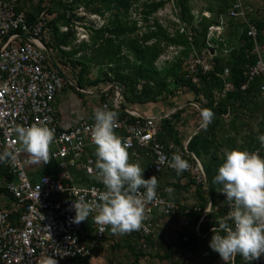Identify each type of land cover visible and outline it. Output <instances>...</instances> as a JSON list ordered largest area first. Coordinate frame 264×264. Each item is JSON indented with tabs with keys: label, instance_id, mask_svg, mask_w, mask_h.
<instances>
[{
	"label": "built area",
	"instance_id": "obj_1",
	"mask_svg": "<svg viewBox=\"0 0 264 264\" xmlns=\"http://www.w3.org/2000/svg\"><path fill=\"white\" fill-rule=\"evenodd\" d=\"M40 1L0 0V154L5 151L12 153L6 163L0 162V167L7 168L13 174L11 179L0 175V264H45L49 257L56 260L57 264H75L77 259H89L86 264H93L91 261L96 256L95 252L111 239L112 232L106 226L103 233H100L101 226L93 221L95 212L89 215L88 220L73 223L75 211L72 200L84 197L86 202H91L96 199L99 191L105 190L97 178V157L95 145L91 142V129L95 120H80L69 127L60 124L53 101L68 84V78L52 50L45 44L50 36L49 22L53 14L45 6H41L30 21L25 11L27 4L38 5ZM254 12V7L244 0H232L227 15L245 23L247 36L252 42L254 62L245 71L247 81L263 77L260 86L263 95V127L260 137L264 135V44L258 40L255 21L249 18ZM195 20L198 18L195 17ZM66 29L65 26L61 27L63 31ZM178 30L186 33L191 40L192 33L184 25H180ZM218 30H221L220 24L209 26L208 47H213L211 39L214 31ZM212 61L208 48L202 53L191 52L183 63L185 76L191 78L192 82H197L198 67L203 72L209 71L212 69ZM228 73L229 69L225 67L222 76L225 77ZM246 86L247 82L241 88ZM232 87L231 82L225 81L223 91L216 92V96L223 95ZM122 98L121 90L117 91L111 102L107 100L102 103L103 109L117 112ZM201 98L202 102L207 101L206 98ZM190 104L198 107L201 112L202 108L196 102ZM223 116L227 117L228 113ZM134 117L135 121L128 123L118 115L114 129L115 134L127 145L134 162L142 158L146 161L151 159L144 171L157 176L162 171L172 170L169 166L171 157L179 154L189 165L184 173L206 185L203 165L190 151L188 140L181 147L173 142L163 143L157 139V124L162 117L139 114ZM34 124L47 126L54 131L50 157L58 162L59 169L54 174H42L36 179L33 178V172L38 167L28 153L17 151L21 145L15 131L18 126L28 127ZM248 152H256L264 159L262 146L254 147ZM161 154L167 158L164 163L160 162ZM70 167L82 170L91 179V183L75 182ZM140 191L145 190L142 188ZM156 192L157 198L145 205L141 229L132 231L140 237L143 246L146 245L144 239L152 235V216L155 211L168 215L176 208L173 200L160 195L157 189ZM219 196L225 200V217L230 219L232 209L228 206L225 195L219 192ZM180 223L182 226L187 224L184 218ZM212 229L213 227L210 228ZM225 229H234V224ZM195 230L198 231V225ZM228 262L235 264L234 257ZM257 264H264V258H260Z\"/></svg>",
	"mask_w": 264,
	"mask_h": 264
},
{
	"label": "trees",
	"instance_id": "obj_2",
	"mask_svg": "<svg viewBox=\"0 0 264 264\" xmlns=\"http://www.w3.org/2000/svg\"><path fill=\"white\" fill-rule=\"evenodd\" d=\"M44 1V0H43ZM48 1L45 6L47 11L53 14V18L49 22L50 36L45 44L52 50L54 57L63 65L70 63L71 68H81L77 75V85L81 88L93 86L100 83L104 85L118 83L124 87L123 101L120 103V108L117 109L119 118L132 123L135 117L129 116L123 111L125 103L128 102H148L154 101L158 97L164 95H174L177 90L185 88L193 95V100L202 109H211L214 113L212 121L208 124L207 133L209 141L216 149L224 148L225 150L239 149L242 151L252 150L254 147L261 146L259 135L262 132L263 120L261 109L263 105V95L260 86L263 82V77H255L247 81L245 71L247 66L254 62V55L251 53L252 42L247 36V28L242 20H236V26L241 29L238 39L241 41L240 46L232 45V54L229 57L221 55H213L212 69L203 72L201 67H198L196 76L197 82H192L191 78L185 76L183 63L191 52L202 53L203 51L215 49L208 47L207 34L209 26L212 24H221L219 16L227 14L228 7L232 0H215L217 7L209 5L208 10L213 13L211 17L201 16L195 20L187 0H179L177 30L169 34L166 27L154 22L148 25L147 30L141 35L136 34V22L133 25L124 23L125 12L133 0H73L66 2L64 0H45ZM136 1V0H135ZM148 10L144 14L146 19L149 15L162 7L164 0L150 1L146 3ZM29 5V4H28ZM25 11L28 19H34L36 13L41 9L37 6H28ZM113 6L114 12L107 15L108 20L99 28L93 29L90 35L91 45H97L99 48V58L107 67L103 72V76H96L93 79L88 77L89 65L83 61H73V58L78 52L82 50L81 47H74L72 45L75 36V30L70 22V16L66 12H74L78 7H85L88 12L102 15L104 8ZM123 8V9H122ZM254 20L258 28V40L264 44V20L258 18L255 14L249 16ZM132 24V22H131ZM184 25L187 30L192 33L191 40L188 39L186 33H180L179 25ZM229 26L231 25L229 21ZM233 24V23H232ZM67 27L65 31L60 27ZM134 33L136 36L134 40H130V34ZM126 39H128L126 41ZM213 42L216 41L212 38ZM70 49L66 50V46ZM180 47L177 57L171 62L169 68L158 69L155 65L157 58L168 46ZM122 46H126L127 51L133 56L134 61H129L126 57L123 65L121 63L114 64L115 60L121 55ZM68 57V59H67ZM65 58V59H64ZM67 62V63H65ZM98 62V63H101ZM67 66V65H66ZM229 69L227 76L223 77L224 68ZM232 83V89L226 91L223 95L216 96V92H222L224 89V82ZM247 82L246 88L242 89L243 83ZM106 93H102L105 97ZM206 98V102H202L199 95ZM108 99H104L107 101ZM109 101V100H108ZM228 113L227 117L223 114ZM178 112L172 115V119L178 117ZM255 121L256 130L252 129L253 121ZM246 131H243L245 130ZM252 129V130H251ZM157 139L163 143L173 142L177 146H182V139L174 127V121L168 118H162L157 124ZM228 133V134H227ZM238 138H243L244 144L238 145ZM128 151V150H127ZM129 153V162H133V156ZM151 162L148 159L146 164ZM58 162L50 157L47 164H42L33 172L34 179L42 174H54L59 171ZM70 172L73 174V179L78 183H91V179L85 176L82 170H77L75 167H70ZM0 175L5 178H13V174L7 171V168L0 167ZM143 176L151 177L153 174L143 172ZM158 187L175 186V182L170 183L173 179L180 180L186 178V186L193 191L190 197L193 199L192 204H187L184 207L173 210L171 213L182 214L187 224L177 232V236L168 241L154 243L152 236H147L144 239L149 246L162 247V253H156L161 260L166 259L167 263L171 264H190L184 262L183 256L188 253L196 254L202 251L205 257L211 259L218 258L219 255L212 251L209 247V241L213 235L211 227L222 229L219 234L223 235L227 229L226 226L232 225L231 219L224 218V212H216L211 210L205 212L207 209L210 196L208 194L206 185L198 183L190 177L189 174L182 172L180 175L176 174L174 169L160 172L157 176ZM167 197L165 193H162ZM170 198V197H167ZM226 210V209H225ZM198 225V231L195 227ZM215 234V233H214ZM88 235V234H87ZM114 249L122 248L126 250L129 256H133L132 264H137L138 260L143 256L150 255L149 251L142 248V241L138 235L133 232L127 234H113L111 236ZM97 252V251H96ZM95 252V254H96ZM155 256V255H154ZM260 258H264L261 255ZM259 258V259H260ZM235 264H247V262L240 256L234 257ZM258 259V260H259ZM258 260L248 262V264H257ZM89 259H77L75 264H86ZM209 262V261H206ZM126 263V264H131ZM221 264H224L222 261ZM229 264V262H227Z\"/></svg>",
	"mask_w": 264,
	"mask_h": 264
},
{
	"label": "clouds",
	"instance_id": "obj_3",
	"mask_svg": "<svg viewBox=\"0 0 264 264\" xmlns=\"http://www.w3.org/2000/svg\"><path fill=\"white\" fill-rule=\"evenodd\" d=\"M213 116L211 109H202L201 128L206 130ZM117 119L118 113L115 111L103 108L95 111L91 142L95 145L97 178L105 190L99 191L91 202H86L84 197L72 200L75 211L72 222H84L95 212L93 221L101 226L100 233L107 226L113 234L123 235L141 229L145 205L157 198L158 181L156 176L144 179V169L139 163L129 162L127 145L114 132ZM15 131L21 145L17 151L28 153L35 162L47 164L50 161V144L55 135L52 129L34 124L18 126ZM258 139L264 147V135ZM11 156L12 153L5 151L0 154V162L6 163ZM166 160L161 154L160 162ZM169 166L177 175L189 167L179 154L171 157ZM212 183L222 186L217 192L225 195L232 209L229 218L233 221L234 229L221 235L219 232L222 229L213 228L210 249L219 255L224 264L237 254L247 264L258 260L264 255V159L256 152L225 150L224 161L217 168ZM142 188L145 191L141 192ZM167 191L171 193L173 190ZM45 264L57 262L49 257Z\"/></svg>",
	"mask_w": 264,
	"mask_h": 264
},
{
	"label": "crops",
	"instance_id": "obj_4",
	"mask_svg": "<svg viewBox=\"0 0 264 264\" xmlns=\"http://www.w3.org/2000/svg\"><path fill=\"white\" fill-rule=\"evenodd\" d=\"M191 12L196 18H200L201 16H213V13L208 10V8L205 9L202 13H199L200 15H195L193 11ZM106 17L107 15L103 17L104 22L108 21ZM219 21L221 23V30L214 31L213 38H215L216 41L213 42V40H211L213 43V48H215L211 49L210 51L212 59L213 55H219L220 51L228 48L231 49L232 45H236L235 47H238L241 43V41L238 39V35L241 29L239 28V26H236L234 24L236 23V20L229 18L227 14H224L219 16ZM229 21L231 23L230 26L228 24ZM104 22L102 23V25L104 24ZM95 28H99V26ZM170 47H174L175 51H178V49L180 48L179 46L175 47L173 45H171ZM60 67L63 68V71L68 78V84H66L65 87L55 96L53 106L58 114L60 124L63 127L72 126L80 120H95V111L98 108H103L102 103L104 102V99L106 98L109 100V102H111V99L116 94V92L121 90L116 86V84L118 83H112L108 85L100 83L97 85L84 87L85 90H82L76 83L78 75L77 69L72 68L66 70V67H68L66 65H61ZM102 93H106L105 97H102ZM122 101L123 98L121 102ZM193 101L194 100L191 94H189L185 89H179L174 95L167 94L164 95V97H158L154 101L125 103L123 111L129 116L133 115V117L135 114H139L142 116L168 118L169 120L174 121V127L181 137L182 143H185L187 140L189 141L188 147L190 151H192L193 155L198 158L203 165L206 178V188L210 196V202L205 212L211 211L212 209L220 213L225 211L223 216L226 219L225 200L222 199L219 196V192H217V190L220 189L221 185L212 183V179L216 174L217 168L224 161L225 149H216L215 146L209 141L207 133L200 126L201 117L199 108L190 104L193 103ZM175 112L179 113L178 117L172 119L171 117ZM191 143H193L192 148H190ZM237 144L243 145V138H239ZM200 155L203 156V158L206 160L209 170L206 169ZM146 162L147 161L145 160V158H142L138 162L133 161L132 163H139L140 167L144 169L146 166ZM41 164L42 162L34 161V165H36V167H39ZM172 182H175V186L170 185L169 187L163 188L157 186L156 189L160 195H162V193H165L167 197H170L165 198L173 200L176 203L175 209H179L180 207H184L188 204L186 203V200H188V196L190 197V195H192L191 192L193 190L190 187L186 186V178H181L180 180L173 179L172 181H170V183ZM167 189H172L173 191L169 193ZM174 215L175 213L163 215L158 213V211L156 210L154 215L152 216L153 230L152 235L150 236L156 239L157 236L161 234L163 229H169L167 231L169 233L171 231V227L175 228V222L171 219V217H173ZM181 219L182 217L178 220L179 225L177 232L182 228V225L180 223ZM171 238H173V236H171L170 239ZM91 262L93 264H97L94 259H92ZM216 262L217 261H215L213 264H221L222 261L218 263ZM197 263L201 264V261H198Z\"/></svg>",
	"mask_w": 264,
	"mask_h": 264
},
{
	"label": "rangeland",
	"instance_id": "obj_5",
	"mask_svg": "<svg viewBox=\"0 0 264 264\" xmlns=\"http://www.w3.org/2000/svg\"><path fill=\"white\" fill-rule=\"evenodd\" d=\"M65 1V0H64ZM152 0H133L131 1L130 6L127 8L125 12V17L124 20H122L124 23L133 25V21L136 22L135 27L137 28L136 34L141 35V33L145 32L147 30L148 25H152L154 22L161 24L162 26L166 27L168 30L169 34L171 35L174 33L177 29V25H175L177 21V13H178V3L179 0H164L165 4L158 8V10L153 11L149 17L146 19L144 18L145 12L148 10L146 7V3H149ZM157 1V0H154ZM188 4L190 6L191 11L194 12L195 15H198L199 13H202L209 5H213L215 8L217 7V1L215 0H187ZM245 1V0H244ZM48 1H43L41 0L38 3V7L40 8L41 6H46ZM245 2L251 4L254 9H255V16L258 18H262L264 20V0H246ZM28 5V4H27ZM26 5V7H27ZM37 6L35 4H29L28 6ZM113 6L110 5L107 8H104L102 10V15L97 14V13H91L88 12V10L85 7H78L76 11L74 12H66L67 16H70V22L73 24L72 27L75 30V36L73 38L72 45L74 47H81L82 50L76 54V56L73 58V61H83L89 65V73L88 77L90 79H93L96 76H103L104 70L107 68L104 64L100 61L99 56V48H97V45L93 46L90 43V35L93 29L95 27L102 25L104 22L103 17L105 15H111V13L114 12L112 9ZM123 9V8H122ZM101 17H100V16ZM200 15V14H199ZM132 22V24H131ZM106 23V22H104ZM236 24V23H234ZM179 25V24H178ZM237 25V24H236ZM180 26V25H179ZM61 28V27H60ZM135 34H130L129 39L134 40ZM233 37V36H232ZM128 39H126L127 41ZM69 47H72L70 45L64 47V49H70ZM179 50V49H178ZM230 48L224 49L220 51L219 55L229 57L233 52ZM121 55L117 57L115 60L114 64L116 63H121L122 65L125 62V59L127 58L129 61L133 62L134 58L129 54L127 51L126 46H122V51ZM178 51H175L174 47L168 46L162 54L157 58L155 65L158 69H167L169 68L170 64L172 61H174L177 57ZM126 57V58H125ZM65 59V58H64ZM68 59V57H67ZM101 62V63H98ZM67 63V62H65ZM59 66H63L58 61ZM68 67H66V70L72 69L70 66V63L66 64ZM78 73L80 71L79 68H76ZM69 74V71H68ZM189 94H191L188 90H186ZM193 97V95L191 94ZM201 101L203 97L201 94L199 95ZM253 121V126L252 129L256 130V125L255 121L256 119L252 120ZM247 128H245L246 131ZM251 129V130H252ZM228 134V133H227ZM239 140V138H238ZM237 140V141H238ZM193 143H191L190 148H192ZM202 158V161L204 162V165L207 170L209 168L207 167V162L203 158V156L200 155ZM194 201L191 197L188 196V200H186V203L192 204ZM176 213L171 219L175 222L176 227L172 228L171 231L168 233L167 231L169 229H163L161 234L157 236L156 239H154V243L159 244L160 242H168L172 239H174L177 236V229H178V220L179 218H183L182 214ZM183 227V226H182ZM173 229V230H172ZM182 229V228H181ZM180 229V230H181ZM179 230V231H180ZM176 234V235H175ZM173 236V238L170 239V237ZM175 236V237H174ZM114 239H109L106 241V244H103L101 248L96 252V256L94 258V261L97 264H126V263H131L134 259L133 256H129V254L126 252V250L122 248H116L114 249L113 244ZM142 248L146 249V251L150 252V255L148 256H143L141 257L137 264H164L166 263V259L161 260L158 256H156V253H162V247L158 248L156 246H149L148 243H146L145 246L142 245ZM155 255V256H154ZM184 262H189L190 264H198V261H201V264H213L215 261L221 262V259L214 258V259H209L205 257V253L200 251L199 253L196 254H191L188 253L187 255L183 256ZM209 261V262H206ZM213 261V262H212ZM132 264V263H131Z\"/></svg>",
	"mask_w": 264,
	"mask_h": 264
},
{
	"label": "water",
	"instance_id": "obj_6",
	"mask_svg": "<svg viewBox=\"0 0 264 264\" xmlns=\"http://www.w3.org/2000/svg\"><path fill=\"white\" fill-rule=\"evenodd\" d=\"M117 87L121 89V93L123 92V87L120 84H116Z\"/></svg>",
	"mask_w": 264,
	"mask_h": 264
}]
</instances>
